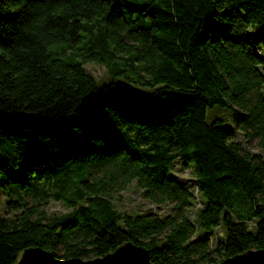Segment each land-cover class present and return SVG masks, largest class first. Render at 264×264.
Segmentation results:
<instances>
[{"label": "trees", "instance_id": "1", "mask_svg": "<svg viewBox=\"0 0 264 264\" xmlns=\"http://www.w3.org/2000/svg\"><path fill=\"white\" fill-rule=\"evenodd\" d=\"M91 60L124 81L100 84ZM254 138L264 0H0V264L32 246L88 259L133 242L153 264L264 248ZM134 180L170 212L119 209L113 189Z\"/></svg>", "mask_w": 264, "mask_h": 264}, {"label": "rangeland", "instance_id": "2", "mask_svg": "<svg viewBox=\"0 0 264 264\" xmlns=\"http://www.w3.org/2000/svg\"><path fill=\"white\" fill-rule=\"evenodd\" d=\"M255 30L254 28H250V33ZM61 48V45H58ZM71 49H74L73 47ZM261 50H259V53ZM84 67L88 72L94 75L96 80L103 84L104 82H108L110 80L124 81V76L117 75L113 76L109 72L108 66L104 63L91 60L84 64ZM222 116L226 119L230 120V116L226 111H221ZM238 139H243L241 134L238 136ZM245 142V146L255 152L264 154V147L260 145L259 139L254 138L252 141L243 140ZM173 175L181 179L183 181H188V183L192 186H195L196 172L192 166H186L182 161H177L174 164ZM114 198L116 200V205L119 209L129 212H144V211H157L161 215H165L170 212L171 205L168 203L161 204V206L153 203L152 201L146 199L143 196V190L138 186L137 182L134 180L131 183L125 184L122 189H113L112 191ZM195 195L197 196V189H195ZM3 197V196H2ZM1 204V208L5 210V205ZM48 214L53 215L56 213H62L68 210L67 206H65L61 201L51 200L48 204L43 206ZM9 214V212L7 213ZM221 235L222 232H219ZM209 264V263H206Z\"/></svg>", "mask_w": 264, "mask_h": 264}, {"label": "water", "instance_id": "3", "mask_svg": "<svg viewBox=\"0 0 264 264\" xmlns=\"http://www.w3.org/2000/svg\"><path fill=\"white\" fill-rule=\"evenodd\" d=\"M16 264H153L147 247L133 242L120 245L114 251L94 258L59 259L42 246L26 248ZM217 264H264V248H251L222 259Z\"/></svg>", "mask_w": 264, "mask_h": 264}]
</instances>
